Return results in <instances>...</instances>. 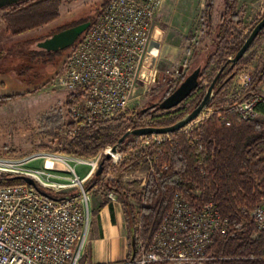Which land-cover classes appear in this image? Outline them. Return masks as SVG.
Masks as SVG:
<instances>
[{
    "label": "built area",
    "instance_id": "2783aa9c",
    "mask_svg": "<svg viewBox=\"0 0 264 264\" xmlns=\"http://www.w3.org/2000/svg\"><path fill=\"white\" fill-rule=\"evenodd\" d=\"M160 5L161 0H108L72 48L62 70L50 83L53 89L70 95L84 91L83 98L69 107L74 125L70 131L72 137L97 120L110 121L119 117L128 124L127 131L153 127L149 117L137 120L138 113L130 107L138 88L149 85L157 71L160 46L155 37V21ZM260 102L261 96L252 95L236 103L241 120H258ZM132 119L139 126L130 127ZM183 129L185 134L190 133L187 126ZM170 135L136 137L125 152L111 154L112 147H108L91 159L48 152L22 159L0 155V176L22 180L13 185H0V264H205L222 259L215 253L214 245L219 236H226L228 220L213 202L195 206L184 194L177 192L170 210L150 240L138 236L134 261L129 257L117 262H85L92 189L87 192L83 181L77 185V197L50 189L56 184L48 179L46 172L54 170L48 167V160L88 162L91 164L88 165L91 167L89 178L99 170L102 157L110 154L111 169L106 174L109 179L106 175L100 179L106 183L120 163L165 143ZM39 159L45 160L44 171L23 168L26 163ZM155 160L156 157L147 155L138 170L146 167V176H150L154 173ZM22 178H31L36 185ZM145 185L146 181L141 187ZM105 194L110 201L118 199L113 192ZM252 220L264 234V197L252 212ZM140 221L138 216L137 229Z\"/></svg>",
    "mask_w": 264,
    "mask_h": 264
},
{
    "label": "trees",
    "instance_id": "16d2710c",
    "mask_svg": "<svg viewBox=\"0 0 264 264\" xmlns=\"http://www.w3.org/2000/svg\"><path fill=\"white\" fill-rule=\"evenodd\" d=\"M76 1L65 0L66 3ZM61 3V0H28L20 5L0 10L6 11L2 17L6 32L17 36L56 20L59 17L58 7ZM237 5V0H225L216 46L202 68L200 85L212 66L222 63L226 56L233 58L245 42L242 31L238 28L240 15ZM100 13L82 18L88 20L80 24L88 22L92 24ZM263 33L264 30L255 41L260 39ZM83 35L69 49L75 47ZM239 70L240 68H235L232 74L237 75ZM183 80L184 77L179 84ZM263 83L264 67L252 78L246 95L261 96L257 110L262 118L242 121L235 106L228 104L224 87L219 88L207 108L213 113L193 131L188 134L173 133L165 143L140 152L114 168L120 174H125L140 169V163L147 155L156 157L153 162L154 173L148 176L144 187H141L140 181H134L128 187L122 186L117 180L100 183L99 177L106 175L111 169V158L102 157V175L97 176L84 188L88 192L99 185L101 191L113 192L121 200L129 230V257L132 234L136 235L137 249L139 235L144 240H150L163 216L170 210L175 193L180 192L195 206L213 202L222 217L228 220L226 236H219L214 245L216 254L222 259L205 264H264V234L259 231L251 217L255 207L264 197V96L258 91ZM204 95L205 93H202L200 97ZM83 96L84 91L70 95L68 105L78 102ZM9 99L11 96H3L0 97V102ZM149 114L151 111H147L143 116ZM56 119L46 117L48 126H59L60 120ZM127 126L120 117L110 121L97 120L75 137H66L64 144L62 142L61 151L70 156L92 158L106 148L114 147L127 132ZM67 128L72 131L73 123H69ZM135 138L133 137L134 141ZM194 139L198 141L194 142ZM132 143L126 140L119 151L125 152L126 146ZM21 182L19 178L0 176V185ZM67 195L77 197L78 193L70 192ZM131 198L139 204L141 217L139 229ZM108 201L104 196L103 205Z\"/></svg>",
    "mask_w": 264,
    "mask_h": 264
},
{
    "label": "rangeland",
    "instance_id": "374dc122",
    "mask_svg": "<svg viewBox=\"0 0 264 264\" xmlns=\"http://www.w3.org/2000/svg\"><path fill=\"white\" fill-rule=\"evenodd\" d=\"M107 1L77 0L74 3H66L65 0H61L62 3L58 7L59 17L56 20L17 36L6 32L2 19L6 11L0 12V52H2L0 97L11 96L8 101L0 102V154H10V157L16 159L41 152L62 154V142L64 144L65 138L71 136L67 128L71 123L70 105H68L70 93L53 89L50 83L62 70L72 49L46 52L40 49L39 43L88 20L82 19L88 15L96 16ZM237 2V11L240 15L238 28L246 40L255 25L264 17V0H237ZM224 7L225 0H161L155 21L157 27L155 37L160 46L157 71L149 85L138 88L136 97L131 103V110L138 113L137 120L139 117H149L151 126H170L201 102L204 97H200L201 94H206L208 87L220 69L231 59L230 57L226 56L222 63L212 66L206 72L200 89L180 106L170 111L148 110L151 114L143 116L146 113L143 112L144 109L162 101L180 85L181 76L185 79L196 68H203L206 65L216 46L218 26ZM263 67L264 33L232 70H229L230 65L226 67L216 88L224 87L228 104L235 106L246 98L252 78ZM235 68H240L237 75L232 74ZM231 75H234V78L229 81ZM205 83L207 85H204ZM212 113V110H205L199 119L191 123V126H187V130L193 131ZM46 117L59 119V126H48ZM130 121V127L139 126L134 119ZM128 141L132 143L133 137ZM132 145L133 143L126 148ZM44 162V159L34 160L23 165V168L44 171ZM48 167L54 169L46 172L49 174L48 179L52 184H56V187L50 189L59 194L76 192L77 185L80 186L79 182L83 181V185L86 186L97 178L98 172L97 170L88 178L91 167L74 160H68L66 163L51 159L48 160ZM113 171L112 176L117 179L119 172ZM136 171L144 172L146 167ZM103 176L105 175L101 177ZM139 177L141 175L120 179V183L127 187ZM95 192L96 190L92 191L90 196L92 197ZM130 202L134 206L137 219L139 204L133 198ZM89 212L92 224L91 209ZM91 228L92 225L89 233Z\"/></svg>",
    "mask_w": 264,
    "mask_h": 264
},
{
    "label": "water",
    "instance_id": "95a60500",
    "mask_svg": "<svg viewBox=\"0 0 264 264\" xmlns=\"http://www.w3.org/2000/svg\"><path fill=\"white\" fill-rule=\"evenodd\" d=\"M28 0H0V10L8 7L20 5ZM91 23L79 24L73 28L60 32L43 42L39 43L40 49L46 52H57L63 49H68L73 46L78 38L82 36L86 30L90 27ZM264 30V17L255 25L252 29L250 35L245 40L244 44L236 55L229 59L224 67L220 69L210 86L208 87L206 94L204 95L201 102L189 113H187L182 119L175 122L173 125L165 127H145L137 128L127 131L118 141V143L111 148V154H118L120 147L123 143L131 137L149 136V135H163V134H173L177 133L193 121H195L202 113L207 110L208 106L212 102L215 94L218 92L217 87L218 81L225 71L226 67L230 65L229 70H232L245 56L248 50L252 47L253 43L259 36V34ZM201 73L202 68L198 67L192 71L181 83L180 85L165 99L144 109L143 112L148 110L157 111H170L172 109L180 106L184 101L189 99L200 87L201 84ZM234 78V75L229 77V81ZM110 158V154L107 155ZM103 172L102 164L99 167L97 176H101ZM24 181L31 185H36L35 181L31 178H22ZM136 257V235L135 233L131 236V256L130 260L134 261Z\"/></svg>",
    "mask_w": 264,
    "mask_h": 264
},
{
    "label": "crops",
    "instance_id": "0c3cea01",
    "mask_svg": "<svg viewBox=\"0 0 264 264\" xmlns=\"http://www.w3.org/2000/svg\"><path fill=\"white\" fill-rule=\"evenodd\" d=\"M258 91L264 96V83ZM118 175V180L114 176H111L109 181H113L114 179L120 182V179L141 175L137 181H140L142 186L148 179L146 171H133L125 174L118 173ZM108 177L107 180L109 179ZM94 190L96 192L92 194L90 201V209L93 216L92 228L87 241L84 261L89 263H106L127 260L130 254V240L127 218L122 202L119 198L115 201L108 199L107 204L103 205L104 196H106L105 192L99 189V185L94 187L90 194Z\"/></svg>",
    "mask_w": 264,
    "mask_h": 264
},
{
    "label": "bare ground",
    "instance_id": "6f19581e",
    "mask_svg": "<svg viewBox=\"0 0 264 264\" xmlns=\"http://www.w3.org/2000/svg\"><path fill=\"white\" fill-rule=\"evenodd\" d=\"M79 42V41H78ZM76 46V45H75ZM74 48V47H73ZM54 159V158H53ZM57 159V158H56ZM57 160H60V159H57ZM61 161V160H60ZM81 164H85V165H91V164H89L88 162H80ZM46 185H48L47 183H46Z\"/></svg>",
    "mask_w": 264,
    "mask_h": 264
}]
</instances>
